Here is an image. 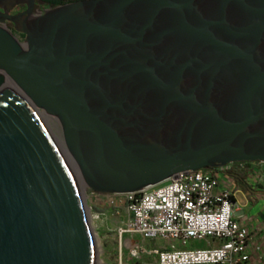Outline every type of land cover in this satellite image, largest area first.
I'll list each match as a JSON object with an SVG mask.
<instances>
[{
	"label": "water",
	"instance_id": "water-1",
	"mask_svg": "<svg viewBox=\"0 0 264 264\" xmlns=\"http://www.w3.org/2000/svg\"><path fill=\"white\" fill-rule=\"evenodd\" d=\"M255 162L264 0H0V264H96L82 190Z\"/></svg>",
	"mask_w": 264,
	"mask_h": 264
},
{
	"label": "built area",
	"instance_id": "built-area-1",
	"mask_svg": "<svg viewBox=\"0 0 264 264\" xmlns=\"http://www.w3.org/2000/svg\"><path fill=\"white\" fill-rule=\"evenodd\" d=\"M230 166L181 172L137 193H92L91 204L127 213L121 236L166 243L149 251L157 264H264V243L243 224L248 202L238 201V187L227 174Z\"/></svg>",
	"mask_w": 264,
	"mask_h": 264
},
{
	"label": "rangeland",
	"instance_id": "rangeland-1",
	"mask_svg": "<svg viewBox=\"0 0 264 264\" xmlns=\"http://www.w3.org/2000/svg\"><path fill=\"white\" fill-rule=\"evenodd\" d=\"M37 112L42 114L41 110H37ZM44 116L49 119V128L41 121L48 129L60 151L63 152L59 142V135L62 132L59 122L54 117ZM81 192L94 239L96 264H157L156 257L149 254V251L166 248V243L159 240H143L140 236L132 234H123L121 236L119 230L126 225L127 213L119 208H112L110 205L105 204L100 210L101 212H99L100 217L95 219L93 218V211L95 210L91 208L92 193L84 190ZM244 192L247 193L245 190ZM189 247H204V245L191 243Z\"/></svg>",
	"mask_w": 264,
	"mask_h": 264
},
{
	"label": "crops",
	"instance_id": "crops-1",
	"mask_svg": "<svg viewBox=\"0 0 264 264\" xmlns=\"http://www.w3.org/2000/svg\"><path fill=\"white\" fill-rule=\"evenodd\" d=\"M237 167L247 170L251 178L250 192L245 193L244 190L238 188L240 192L238 201L248 202L244 208L247 219L243 221V224L250 228L257 241L264 243V163L255 162ZM102 207L91 205V208L95 210H92L93 218L100 217L99 210Z\"/></svg>",
	"mask_w": 264,
	"mask_h": 264
},
{
	"label": "trees",
	"instance_id": "trees-1",
	"mask_svg": "<svg viewBox=\"0 0 264 264\" xmlns=\"http://www.w3.org/2000/svg\"><path fill=\"white\" fill-rule=\"evenodd\" d=\"M78 1H84V0H36V5L42 10H48L50 8H57L60 6H64L67 4H72ZM20 9H26L25 6H19L15 10H20ZM12 33H14L21 41L24 39V36L21 34H16L15 31L13 30V25L9 24L8 27ZM250 163H234L232 164V167L229 168L227 171V174L233 179L235 182L236 186L239 189L245 190L246 192H250V185L248 182V177L250 176L248 171L245 169H239L237 166L240 165H247ZM230 166V165H229ZM212 171V170H210ZM89 193H93L92 191H88ZM99 212H101L99 210Z\"/></svg>",
	"mask_w": 264,
	"mask_h": 264
},
{
	"label": "bare ground",
	"instance_id": "bare-ground-1",
	"mask_svg": "<svg viewBox=\"0 0 264 264\" xmlns=\"http://www.w3.org/2000/svg\"><path fill=\"white\" fill-rule=\"evenodd\" d=\"M43 114V115H42ZM42 114H40V113H37V116L45 123V125L48 127V118L46 117V116H44L45 114L44 113H42ZM60 127V126H59ZM49 128V127H48ZM53 128V127H52ZM58 128V127H57ZM60 139H59V142H60V144H61V146H60V148L62 149V151L65 153V148H64V144H63V142H62V133L60 132ZM66 158H67V160H68V162L70 163V165L73 167V168H75V165H74V163L72 162V160L66 155Z\"/></svg>",
	"mask_w": 264,
	"mask_h": 264
},
{
	"label": "flooded vegetation",
	"instance_id": "flooded-vegetation-1",
	"mask_svg": "<svg viewBox=\"0 0 264 264\" xmlns=\"http://www.w3.org/2000/svg\"><path fill=\"white\" fill-rule=\"evenodd\" d=\"M25 9H20V10H14L11 14L14 15V14H17V13H20V12H23ZM11 24L9 22H6L4 24L5 27H8V25Z\"/></svg>",
	"mask_w": 264,
	"mask_h": 264
}]
</instances>
